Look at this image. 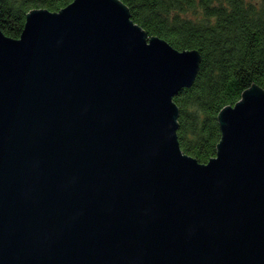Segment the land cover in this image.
I'll return each instance as SVG.
<instances>
[{
    "label": "water",
    "instance_id": "95a60500",
    "mask_svg": "<svg viewBox=\"0 0 264 264\" xmlns=\"http://www.w3.org/2000/svg\"><path fill=\"white\" fill-rule=\"evenodd\" d=\"M201 62L121 0L0 27V264H264V90L201 164L174 102Z\"/></svg>",
    "mask_w": 264,
    "mask_h": 264
},
{
    "label": "trees",
    "instance_id": "16d2710c",
    "mask_svg": "<svg viewBox=\"0 0 264 264\" xmlns=\"http://www.w3.org/2000/svg\"><path fill=\"white\" fill-rule=\"evenodd\" d=\"M75 0H0V27L20 39L34 10L60 12ZM149 37L202 57L194 84L174 98L178 138L201 164L217 156L219 114L253 85L264 90V0H121ZM194 17H191V16Z\"/></svg>",
    "mask_w": 264,
    "mask_h": 264
},
{
    "label": "rangeland",
    "instance_id": "374dc122",
    "mask_svg": "<svg viewBox=\"0 0 264 264\" xmlns=\"http://www.w3.org/2000/svg\"><path fill=\"white\" fill-rule=\"evenodd\" d=\"M248 1L253 2V3H256V2H258L259 0H248ZM189 16H191V15H189ZM191 17H194V16H191Z\"/></svg>",
    "mask_w": 264,
    "mask_h": 264
}]
</instances>
